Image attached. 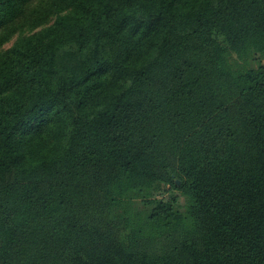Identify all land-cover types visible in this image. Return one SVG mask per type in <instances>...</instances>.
I'll return each instance as SVG.
<instances>
[{"label":"trees","instance_id":"16d2710c","mask_svg":"<svg viewBox=\"0 0 264 264\" xmlns=\"http://www.w3.org/2000/svg\"><path fill=\"white\" fill-rule=\"evenodd\" d=\"M0 264H264V0H0Z\"/></svg>","mask_w":264,"mask_h":264},{"label":"rangeland","instance_id":"374dc122","mask_svg":"<svg viewBox=\"0 0 264 264\" xmlns=\"http://www.w3.org/2000/svg\"><path fill=\"white\" fill-rule=\"evenodd\" d=\"M15 38H16V37H13L10 41L6 42L2 47H3V48H7V47H9V46L13 43V41L15 40ZM168 193H169V192H168ZM166 194H167V193H166ZM179 199L182 200L181 197H180Z\"/></svg>","mask_w":264,"mask_h":264}]
</instances>
